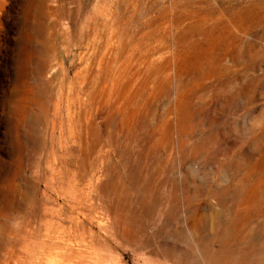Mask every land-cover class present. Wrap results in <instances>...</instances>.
I'll use <instances>...</instances> for the list:
<instances>
[{"label":"rangeland","instance_id":"rangeland-1","mask_svg":"<svg viewBox=\"0 0 264 264\" xmlns=\"http://www.w3.org/2000/svg\"><path fill=\"white\" fill-rule=\"evenodd\" d=\"M183 2L0 0V264L64 203L52 163L111 214L101 264H264V79L184 58Z\"/></svg>","mask_w":264,"mask_h":264},{"label":"bare ground","instance_id":"bare-ground-1","mask_svg":"<svg viewBox=\"0 0 264 264\" xmlns=\"http://www.w3.org/2000/svg\"><path fill=\"white\" fill-rule=\"evenodd\" d=\"M181 5L184 9L180 10L178 18L190 21L181 36L184 58L195 49L201 50L196 64L207 65L217 80H221L224 73L228 75L225 79L228 83L245 78V88L240 86L235 94L252 100L256 85L264 79V75L248 76L249 72L264 67V44L260 42L264 40V0H184ZM248 33L256 34V38H248ZM196 35L203 40L195 41ZM50 168L53 175H50L52 190L49 192L57 193L64 203L59 209L44 206L33 230L29 221H25L21 264H40L42 256L61 264H101L106 260L100 247L101 237L92 232L86 222L93 219L94 213H100L109 223V210L102 207L100 198L94 203L96 186L85 187L83 176H66L64 180L56 163ZM44 200L57 205L50 193L44 194ZM96 222L105 231H111L108 223ZM53 225L58 228L51 233ZM73 245L78 247L73 249Z\"/></svg>","mask_w":264,"mask_h":264}]
</instances>
